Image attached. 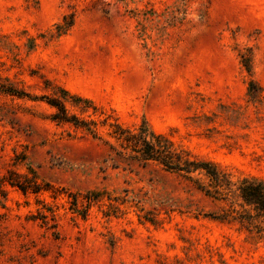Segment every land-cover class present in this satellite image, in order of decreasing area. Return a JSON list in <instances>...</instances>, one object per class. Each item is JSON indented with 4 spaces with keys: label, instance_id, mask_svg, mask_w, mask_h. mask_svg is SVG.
<instances>
[{
    "label": "rangeland",
    "instance_id": "1",
    "mask_svg": "<svg viewBox=\"0 0 264 264\" xmlns=\"http://www.w3.org/2000/svg\"><path fill=\"white\" fill-rule=\"evenodd\" d=\"M0 85V264H264V220L227 213L264 183V0H0ZM64 93L101 140L51 121ZM114 123L216 164L228 201L113 154Z\"/></svg>",
    "mask_w": 264,
    "mask_h": 264
},
{
    "label": "trees",
    "instance_id": "2",
    "mask_svg": "<svg viewBox=\"0 0 264 264\" xmlns=\"http://www.w3.org/2000/svg\"><path fill=\"white\" fill-rule=\"evenodd\" d=\"M71 26V21L67 23L66 28ZM246 63H243L247 70ZM0 93L20 96L10 87L0 85ZM62 99H50L47 104L54 108L56 112L52 115L51 121L57 124H66L75 129L84 131L94 139H100L98 126L105 125V122L97 123L94 120L80 118L71 114L64 103L65 93ZM74 104L79 107L81 113H86L90 108L94 111L91 103L87 100L75 99ZM95 112V111H94ZM113 130L108 136L116 142V146L109 141H103L109 150L130 161H136L146 166L155 164L161 170L174 173L183 179L192 183L198 191L204 195L213 198L216 201H228V195L231 192L234 183L229 179L219 167L207 160L196 158L189 152L175 148L172 143L160 135H151L148 139L146 130L134 133L124 130L118 124L109 125ZM22 181V179H24ZM10 173L8 177L3 178L12 187L18 188L22 193H38L41 189L35 185H30L28 178ZM236 197L241 202L242 211L234 209L232 203L227 210L228 214L238 215L237 219L248 224H254L258 219L264 220V183L243 181L236 189ZM93 193L85 198L88 202L97 201ZM76 199L73 205H76Z\"/></svg>",
    "mask_w": 264,
    "mask_h": 264
}]
</instances>
